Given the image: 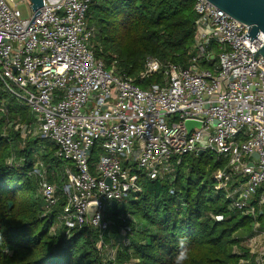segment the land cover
<instances>
[{
  "label": "built area",
  "instance_id": "obj_1",
  "mask_svg": "<svg viewBox=\"0 0 264 264\" xmlns=\"http://www.w3.org/2000/svg\"><path fill=\"white\" fill-rule=\"evenodd\" d=\"M93 1L44 0L39 12L31 2L30 18L22 19L12 0H0L2 137L18 135L21 150L50 141L55 157L66 162L52 169L41 142L30 161L44 216L63 201L50 233L69 239L89 225L99 234L105 262H115L120 246L130 243V227L121 229L124 239L105 243L109 207L141 193V176L174 179L183 156L204 150L223 163L213 174L215 194L255 220L241 243L249 257L234 249L238 264H264V227L257 220L264 210V34L251 41L249 25L209 0H193L197 18L188 64L149 56L138 79H159L142 87L116 60L108 66L97 56ZM11 103L28 108L31 120H22ZM186 120L201 126L189 132ZM27 162L14 152L7 159L10 167ZM93 202L97 209L89 221Z\"/></svg>",
  "mask_w": 264,
  "mask_h": 264
},
{
  "label": "trees",
  "instance_id": "obj_2",
  "mask_svg": "<svg viewBox=\"0 0 264 264\" xmlns=\"http://www.w3.org/2000/svg\"><path fill=\"white\" fill-rule=\"evenodd\" d=\"M89 17L96 27L97 56L108 66L116 60L118 68L142 87L159 79H138L149 56L188 64L197 18L193 0H94ZM10 106L22 120H31L28 108ZM1 131L0 123V264H174L178 241L185 237L189 259L184 264H238L241 256L235 247L249 257L241 243L252 234L255 220L234 209L222 193L215 194L213 174L223 163L214 153L183 156L174 179L141 176V193H131L109 207L112 226L105 243L124 239L121 229L130 227V243L120 246L111 263L105 262L99 234L89 225L75 229L69 239L50 233L63 201L44 216L37 181L29 176L33 150L46 142L34 141L21 150L18 135L5 139ZM46 145L42 158L52 169L60 168L55 147ZM13 152L27 158L26 166L7 164ZM257 220L264 227V210Z\"/></svg>",
  "mask_w": 264,
  "mask_h": 264
},
{
  "label": "water",
  "instance_id": "obj_3",
  "mask_svg": "<svg viewBox=\"0 0 264 264\" xmlns=\"http://www.w3.org/2000/svg\"><path fill=\"white\" fill-rule=\"evenodd\" d=\"M32 7L36 12L44 6V0H30ZM218 8L224 10L231 17L249 25V34L247 36L251 41L256 38L260 33L264 34V0H209ZM259 54L264 57V45L259 50ZM187 67V66H186ZM186 127L189 132L195 126L200 127L201 122L195 120H186ZM205 151L201 150L199 154H204ZM258 157L257 153H254ZM107 182L111 181L108 178ZM97 204L91 203L88 209V219L91 221L95 215Z\"/></svg>",
  "mask_w": 264,
  "mask_h": 264
},
{
  "label": "rangeland",
  "instance_id": "obj_4",
  "mask_svg": "<svg viewBox=\"0 0 264 264\" xmlns=\"http://www.w3.org/2000/svg\"><path fill=\"white\" fill-rule=\"evenodd\" d=\"M12 3L16 5L17 9L19 10L22 19H29L31 16V1L29 0H12ZM46 144L52 145L50 141H45ZM66 162H61L60 164L63 165ZM264 208V205L261 207Z\"/></svg>",
  "mask_w": 264,
  "mask_h": 264
},
{
  "label": "clouds",
  "instance_id": "obj_5",
  "mask_svg": "<svg viewBox=\"0 0 264 264\" xmlns=\"http://www.w3.org/2000/svg\"><path fill=\"white\" fill-rule=\"evenodd\" d=\"M8 163L11 164V161H9ZM187 245H188V240L186 237L181 238L178 241V246H179L180 251L175 257L174 264H184V262L189 259V254H188L189 249Z\"/></svg>",
  "mask_w": 264,
  "mask_h": 264
}]
</instances>
